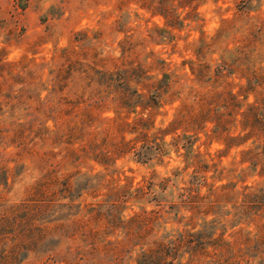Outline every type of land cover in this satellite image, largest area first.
Returning <instances> with one entry per match:
<instances>
[{"label":"rangeland","instance_id":"obj_1","mask_svg":"<svg viewBox=\"0 0 264 264\" xmlns=\"http://www.w3.org/2000/svg\"><path fill=\"white\" fill-rule=\"evenodd\" d=\"M159 2L0 0V57L3 62L26 59L48 64L42 71L47 85L40 88L41 98L49 93L47 82L54 51L72 45L79 53L78 60L93 67L96 82L85 89V83L70 80L63 90V95L69 98L81 95L82 91L88 95L93 90H102L101 95L110 98V90L105 88L108 78L118 88L123 73L141 69L142 82L162 81L169 88L156 107L143 110L137 105L123 111L121 116L129 123L150 117L153 122L148 130L150 137L166 129L183 104L197 111L198 97L202 96L217 100L212 108L227 122V135L243 137L247 133L241 126V113L250 105L252 127L263 129L264 0H165L170 17L156 9ZM192 68L204 71L203 82L196 80ZM137 72L130 88L145 95L143 102H147L148 93L138 84ZM31 112L21 109L19 121H27ZM115 116L112 104L102 110V118ZM42 126L52 130L54 121L48 119ZM202 127L196 134L177 130L159 136L156 143L162 153L152 149L147 154L148 160H138L129 152L115 157L110 166L93 160L62 162L66 144L42 145L36 141L35 150L56 154L43 164L36 158L20 160L14 155L17 148L9 146L5 149L8 179L6 185L0 184V201L15 204L28 199L30 187L55 169L60 180L73 176L74 188L81 194L76 201L81 204L79 217L87 218L88 209L99 205L107 211L112 199L108 193L113 187L128 191L130 196L119 203L118 215L122 220L142 212L155 214L146 242L132 248L118 263L107 256L105 262L109 264H136L141 249H146L149 242L174 239L182 232L223 238L233 244L230 255L240 259L241 264H263L258 258L257 240L264 236V138L252 134L244 144L227 148L221 138L212 135L213 123L207 122ZM177 135L190 140L187 147L175 145ZM135 136L124 134L127 141ZM141 146L138 142L136 149ZM78 147L79 144L72 146ZM247 150L257 152L261 164L243 161L242 153ZM190 153H199L210 166L203 174L207 185L195 191L203 197L197 209L181 203V194L192 187L193 167L186 160ZM138 189L144 195L132 198ZM122 238L124 231L117 230L106 239ZM244 238L251 239V243L235 244ZM185 261L186 256L182 259ZM34 262L30 255L19 264Z\"/></svg>","mask_w":264,"mask_h":264},{"label":"trees","instance_id":"obj_2","mask_svg":"<svg viewBox=\"0 0 264 264\" xmlns=\"http://www.w3.org/2000/svg\"><path fill=\"white\" fill-rule=\"evenodd\" d=\"M164 1L160 0L156 9L170 17ZM78 57L74 45L54 51L47 82L50 89L44 98L40 97V88L47 85L43 82L42 71L48 64L26 59L3 62L0 57V184L6 185L8 179L7 147L15 146L17 151L14 155L20 160L36 158L42 164L48 157L56 155L52 151L41 153L35 150L36 141L42 145L66 144L62 149V162L93 160L99 165L110 166L115 157L129 152H133L138 160H148L147 154L152 149L162 153L156 143L159 136L174 134L177 130L196 134L207 122L214 124L212 135L221 138L227 148L244 144L252 134L264 138V128L252 127V105L241 113V126L247 133L243 137L229 136L227 122L221 113L212 108L217 100L203 96L198 97L197 111L191 105L183 104L170 125L150 137L148 130L153 125L150 117L129 123L121 114L137 105H141L143 110L156 107L169 85L162 81L156 84L142 82L144 71L132 70L131 74L123 73L124 79L119 83V89L107 79L105 88L110 90V98H104L102 90L90 91L88 95L82 91L81 95L69 98L63 95V90L70 80L85 83V89L96 82L93 67L80 62ZM191 70L198 82L204 81L206 75L203 70ZM136 72L140 77L138 84L148 93L147 102H143L145 95L137 90L131 91L130 82ZM105 76L106 73L103 74ZM16 86L19 88L15 89ZM230 97L234 99L233 95ZM110 104L116 116L112 119L102 118V110ZM23 108L32 112L27 121L20 122L18 112ZM48 119L54 121L52 130L42 126ZM127 132L136 134L135 138L125 140L124 134ZM174 140L176 146L182 144L183 147L190 142L185 135H177ZM138 142L142 143L140 150L136 149ZM75 144H79V147L72 148ZM242 156L243 161L261 164L257 152L247 150ZM186 160L187 165L193 167L194 174L192 187L181 194V203L189 209H197L203 197L195 191L207 185L203 174L210 166L204 163L199 153L188 154ZM56 173L55 169L51 170L35 182L29 189L28 199L15 204L0 201V264H19L30 255L35 259L34 264H109L105 262L107 256L118 263L124 254L146 242L156 216L142 212L122 220L118 215L119 203L130 199L128 191L111 188L108 196L112 199L107 211L100 205L91 207L88 217L82 218L78 215L81 204H76L81 194L74 188L73 176L60 180ZM142 195L143 190L138 189L132 198H141ZM65 200L66 203L63 202ZM117 230L124 231V238L114 241L106 239ZM251 241L244 238L235 241V244L247 245ZM148 244L146 249H141L136 264H241L240 259L236 260L230 255L233 244L223 238L210 239L203 233L182 232L174 239L153 240ZM257 247L260 251L258 258L264 264V236L257 240ZM185 256L186 261L182 262Z\"/></svg>","mask_w":264,"mask_h":264}]
</instances>
